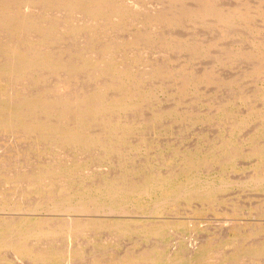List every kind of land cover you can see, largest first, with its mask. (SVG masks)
I'll return each mask as SVG.
<instances>
[{"label": "rangeland", "instance_id": "374dc122", "mask_svg": "<svg viewBox=\"0 0 264 264\" xmlns=\"http://www.w3.org/2000/svg\"><path fill=\"white\" fill-rule=\"evenodd\" d=\"M12 1L0 0V264H264V0ZM45 57L52 69L22 65Z\"/></svg>", "mask_w": 264, "mask_h": 264}, {"label": "bare ground", "instance_id": "6f19581e", "mask_svg": "<svg viewBox=\"0 0 264 264\" xmlns=\"http://www.w3.org/2000/svg\"><path fill=\"white\" fill-rule=\"evenodd\" d=\"M13 1H14V0H13ZM13 1H12V4H13ZM17 1H18V0H17ZM29 1H34V0H29ZM35 1H38V0H35ZM49 1H51V0H49ZM61 1H62V0H61ZM68 1H69V0H68ZM75 1H76V0H73V1L68 2V4H71L69 7H71V6H72V7L76 6L78 3L75 4V3H76ZM95 1H96V0H95ZM97 1H98V0H97ZM106 1H107V0H106ZM111 1H112V0H111ZM116 1H117V0H116ZM119 1H120V0H119ZM216 1H217V0H216ZM22 2H23V1H22ZM24 2H26V0H25ZM38 2H39V1H38ZM42 2H43V1H42ZM44 2H45V0H44ZM44 2H43V3H44ZM83 2H84V1H83ZM107 2H108V1H107ZM107 2H106V3H107ZM120 2L124 4V2H123L122 0H121ZM120 2H119V3H120ZM9 3H10V2H9ZM43 3H42V4H43ZM58 3L60 4L61 2H58ZM66 3H67V2H66ZM89 3H90V2H89ZM102 3H103V1H102ZM102 3H101V4H102ZM113 3H114V2H113ZM116 3H117V2H116ZM119 3H118V4H119ZM10 4H11V3H10ZM17 4H18V3H17ZM34 4H36V3H34ZM37 4H38V3H37ZM44 4H45V3H44ZM49 4H50V3H49ZM49 4H48V5H49ZM92 4H93V3H92ZM118 4H117V5L115 4V5L118 6ZM217 4H218V3H217ZM6 5H7V2H6ZM21 5H22V4H21ZM64 5H65V4H64ZM64 5H62V6H64ZM213 5H214V4H213ZM213 5L211 6V4H204V7L201 8V12H204V14H205L207 10H210V6L213 8ZM9 6H10V5H9ZM13 6H15V8H19V7H16V5H12V7H13ZM19 6H20V5H19ZM23 6H24V8L21 7V9L23 8L25 12H26V11L29 12L28 10H30V8L28 9V6L35 7L36 5L34 6V5L31 4V3H27V4H23ZM39 6L41 7L40 4L38 5V7H39ZM44 6H46V5H44ZM80 6H83V5L79 4V7H80ZM85 6H86V5H85ZM89 6H90V4H89ZM120 6H121V5H120ZM214 6H215V5H214ZM10 7H11V6H10ZM38 7H36V8H38ZM60 7H61V6H60ZM65 7H66V6H65ZM83 7H84V6H83ZM101 7H102V6L97 5V4L94 5V6H91V7H88V6H87V8H88L91 12H97V11H99V9H100ZM124 7H126V6H124ZM215 7H216V6H215ZM217 7H218V6H217ZM3 8H4V7H3ZM47 8H48V7H47ZM47 8H46V9H47ZM103 8H104V7H103ZM108 8H109V7H108ZM118 8H119V7H118ZM126 8H127V7H126ZM126 8H125V9H126ZM140 8H141V7H140ZM140 8H139V9H140ZM0 9H1V8H0ZM7 9H8V8H7ZM31 9H33V8H31ZM43 9H44V8H43ZM50 9H51V8H50ZM54 9H55V8H54ZM54 9H53V10H54ZM67 9H68V8H66V11H67ZM80 9H81V8H80ZM106 9H107V8H106ZM115 9H116V8H115ZM123 9H124V8H123ZM128 9H129V8H128ZM128 9H127V10H124V11H128ZM172 9H173V8H172ZM172 9H171V11H172ZM184 9H185V8H184ZM219 9H220V8H219ZM2 10H3V9H2ZM14 10H15V9H14ZM41 10H42V8H41ZM53 10H52V12H53ZM61 10L64 11L63 9H61ZM72 10H73V9H72ZM75 10H76V9H75ZM103 10H104V9H102V11H103ZM112 10H114V9H112ZM129 10H130V9H129ZM134 10H135V9H134ZM189 10L192 11L191 8H189ZM213 10H214V9H213ZM16 11H17V10H16ZM18 11H19V10H18ZM42 11H43V10H42ZM46 11H48V10H46ZM49 11H50V10H49ZM59 11H60V10H59ZM79 11H80V10H79ZM137 11H138V10H137ZM168 11H169V10H168ZM184 11H187V10H184ZM184 11H183V12H184ZM199 11H200V10H198L197 13H198ZM220 11H222V10H220ZM2 12H5V10L2 11ZM10 12H11V11H10ZM14 12H15V11H14ZM21 12H23V11H21ZM30 12H31V11H30ZM54 12H57V11H54ZM54 12H53V13H54ZM84 12H85V11H84ZM91 12H90V13H91ZM121 12H122V10H121ZM172 12L175 13V12H177V10L175 9V11L173 10ZM187 12H188V11H187ZM189 12H190V11H189ZM189 12H188V13H189ZM192 12L194 13L195 10L192 11ZM201 12H200V13H201ZM232 12H233V11H232ZM236 12H237V11H236ZM236 12H234L235 15H236ZM240 12H242V11H240ZM244 12H245V10H244ZM248 12H249V11H248ZM31 13H32V12H31ZM31 13H30V14H31ZM49 13H51V12H49ZM60 13H61V12H60ZM68 13H69V12H68ZM70 13H71V11H70ZM75 13H76V12H75ZM78 13H80V12H78ZM81 13H82V12H81ZM105 13H106V11H105ZM122 13H123V12H122ZM131 13H133V12H131ZM134 13H135V12H134ZM157 13H158V12H157ZM159 13H160V12H159ZM162 13H163V12H162ZM169 13H171V12L169 11ZM185 13H186V12H184V14H185ZM207 13H208V12H207ZM225 13H227V12H225ZM225 13H223V14H225ZM0 14H1V13H0ZM34 14H36V13H34ZM38 14H39V13H38ZM45 14H46V13L44 12V17H46ZM63 14H65V13H63ZM66 14H67V13H66ZM115 14H116V13H115ZM115 14H114V15H111V17L114 16L113 18H117V16H115ZM163 14L166 15V13H163ZM172 14H173V13H172ZM217 14H219V13H216V15H214V16H217ZM220 14H221V13H220ZM13 15H14V14H13ZM20 15H21V14H20ZM46 15H47V14H46ZM123 15H124V14H123ZM123 15H121V18H122ZM153 15H154V13H153ZM157 15L160 16L159 14H157ZM165 15H164V17L167 16V15H166V16H165ZM177 15H178V13H177ZM177 15H176V16H177ZM182 15H183V13H182ZM192 15H193V14H192ZM231 15L233 16V14H231ZM9 16H10V15H9ZM18 16H19V15H18ZM31 16H33V15H31ZM35 16H36V15H35ZM35 16H34V17H35ZM47 16H48V15H47ZM55 16H56V15H55ZM60 16H61V15H60ZM67 16H69V15H67ZM71 16H72V13L70 14V17H71ZM82 16H83V15H82ZM118 16L120 17V15H118ZM124 16H125V15H124ZM126 16H127V15H126ZM129 16H130V15H129ZM148 16H149V15H148ZM154 16H155V15H154ZM161 16H162V15H161ZM173 16H175V15L173 14ZM178 16H179V15H178ZM186 16H187V15H186ZM186 16H182L181 18L183 19V17L185 18ZM190 16H191V14H190ZM202 16H203V15H202ZM204 16H205V15H204ZM228 16H229V15H228ZM228 16H227V17H228ZM232 16H231V18H232ZM244 16H245V15H244ZM244 16H243V17H244ZM249 16H251V15H249ZM12 17H13V16H12ZM36 17H38V16H36ZM40 17H41V15H40ZM72 17H74V16H72ZM77 17H78V16H77ZM85 17H86V16H85ZM96 17H97V15H96ZM102 17H104V16H102ZM102 17H101V18H102ZM108 17H109V16H108ZM119 17H118V18H119ZM140 17H141V16H140ZM192 17H193V16H192ZM195 17H196V15H195ZM218 17H220V16L218 15ZM229 17H230V16H229ZM229 17H228L227 20H230ZM236 17L239 18L240 16H236ZM243 17H242V18L240 17V18L243 19ZM246 17H247V16H246ZM13 18H14V17H13ZM23 18L27 19V17H26L25 15H23ZM48 18H49V17H48ZM52 18H54V16H53ZM59 18H60V17H59ZM65 18H66V17H65ZM74 18H76V17H74ZM88 18H89V17H88ZM94 18H95V17H94ZM106 18H107V17H106ZM123 18H124V17H123ZM130 18H131V17H130ZM161 18H162V17H161ZM167 18H169V17L167 16ZM167 18H165V19H166L165 21H169V23H170V18H169V20H168ZM193 18H194V17H193ZM197 18H198V17H197ZM220 18H222V15H221ZM223 18H224V17H223ZM234 18H235V17H234ZM0 19L3 21V18L0 17ZM5 19H6V18H5ZM86 19H87V18H86ZM92 19H93V17H92ZM92 19H90V20H92ZM125 19H126V18H125ZM149 19H150V17H149ZM162 19H164V18H162ZM172 19H173V18H172ZM175 19H176V18H175ZM188 19H190V18H188ZM7 20H8V18H7ZM23 20H24V19H22V21H23ZM34 20H35V19H34ZM41 20H42V18H41ZM41 20H40V22H41ZM47 20H48V19H47ZM47 20H46V21H47ZM56 20H57V17H56L55 21H56ZM64 20H65V19H64ZM97 20H99V19H97ZM102 20H104V19H102ZM116 20H117V19H116ZM221 20H222V19H221ZM224 20H225V18H224ZM224 20H223V22L226 21V20H225V21H224ZM243 20H245V19H243ZM16 21H17V20H16ZM28 21H29V20H28ZM31 21H32V20H31ZM86 21H88V20H86ZM94 21H96V19H94ZM104 21H105V20H104ZM121 21H123V20L121 19ZM150 21H152V18H151ZM154 21H155V20H154ZM156 21H157V20H156ZM163 21H164V20H163ZM172 21H173V20H172ZM174 21H175V20H174ZM179 21L181 22V20H179ZM183 21H184V20H183ZM195 21H196V20H195ZM232 21H233V20H232ZM19 22H20V21H19ZM37 22H38V21H37ZM62 22H63V21H62ZM89 22H90V21H89ZM92 22H93V20H92ZM96 22H97V21H96ZM117 22H118V20H117ZM144 22H145V21H144ZM152 22H153V21H152ZM158 22H162V20L160 21V18H159V21H158ZM176 22H177V20H176ZM226 22H228V21H226ZM229 22H230V21H229ZM17 23H18V22H17ZM17 23H13V24H17ZM86 23L88 24V22H86ZM125 23H126V22H125ZM127 23H128V22H127ZM173 23H174V22H173ZM178 23H179V22H178ZM246 23H247V22H246ZM13 24H12V25H13ZM21 24H22V22H21ZM21 24H18V25H21ZM45 24H46V22H45ZM47 24H48V23H47ZM57 24H58V23H57ZM69 24H70V23H69ZM102 24H103V23H102ZM114 24H115V23H114ZM120 24H121V23H120ZM120 24H119V25H120ZM174 24H175V23H174ZM176 24H177V23H176ZM228 24H230V23H228ZM26 25H27V24H26ZM30 25H31V24H30ZM36 25H38V23H37ZM61 25H62V24H61ZM93 25H94V23H93ZM96 25H97V24H96ZM107 25H109V24H106V26H107ZM13 26H14V25H13ZM16 26H17V25H16ZM42 26H44V25H42ZM45 26H46V25H45ZM57 26H58V25H57ZM64 26H65V25H64ZM80 26H81V25H80ZM99 26H100V24H99ZM104 26H105V25H104ZM113 26H114V25H113ZM120 26H121V25H120ZM247 26H248V25H247ZM20 27H21V26H20ZM58 27H59V26H58ZM72 27H73V26H72ZM90 27H91V26H90ZM97 27H98V26H97ZM97 27H96V29H97ZM110 27H111V26H109V28H110ZM152 27H153V26H152ZM171 27H172V26H171ZM248 27H249V26H248ZM1 28L3 29V27H1ZM27 28H28V26H27ZM35 28H36V27H35ZM51 28H52V27H51ZM86 28H87V27H86ZM112 28L115 29V27H112ZM117 28H118V26H117ZM17 29H18V28H17ZM49 29H50V28H49ZM75 29H76V28H75ZM98 29H99V28H98ZM100 29H101V28H100ZM107 29H108V28H107ZM119 29H120V28H119ZM27 30H28V29H27ZM53 30H54V29H53ZM78 30H79V29H78ZM89 31H90V30H89ZM112 31H113V30H112ZM115 31H116V30H115ZM13 32H14V31H13ZM19 32H20V31H19ZM54 32H55V31H54ZM80 32H81V31H80ZM83 32H84V31H83ZM90 32H92V31H90ZM94 32H95V31H94ZM30 33H31V32H30ZM32 33H34V32H32ZM47 33H48V32H47ZM56 33H57V32H56ZM56 33H55V34H56ZM60 33H61V31H60ZM74 33H75V32H74ZM81 33H82V32H81ZM111 33H112V32H111ZM114 33H115V32H114ZM34 34H35V33H34ZM52 34H53V33H52ZM85 34H86V31H85ZM92 34H93V33H92ZM96 34H97V33H96ZM12 35H13V34H12ZM21 35H22V34H21ZM29 35H30V34H29ZM35 35H36V34H35ZM71 35H72V34H71ZM124 35H126V34H124ZM148 35H150V33H149ZM37 36H39L38 33H37ZM53 36H54V35H53ZM91 36H92V35H91ZM110 36H111V35H110ZM112 36H114V38L116 37L115 34L112 35ZM112 36H111V37H112ZM131 36H132V35H131ZM29 37H30V36H29ZM31 37H33V36H31ZM59 37H60V36H59ZM61 37H63V35H62ZM129 37H130V36H129ZM139 37L141 38V36H139ZM172 37H173V36H172ZM175 37H176V36H175ZM21 38H22V37H21ZM46 38H47V37H46ZM66 38H67V37H66ZM117 38H118V37H117ZM125 38H126V37H125ZM49 39H53V38H49ZM61 39H62V38H61ZM93 39H94V38H93ZM106 39L109 40V38H106ZM118 39H119V38H118ZM120 39H121V38H120ZM120 39H119V40H120ZM128 39L130 40V38H128ZM141 39H142V38H141ZM145 39H146V38H145ZM163 39H164V38H163ZM37 40H38V39H37ZM42 40H43V39H42ZM47 40H48V38H47ZM95 40H96V39H95ZM122 40H123V38H122ZM161 40H162V39H161ZM164 40H166V39H164ZM169 40H171V38H170ZM169 40H168V41H169ZM177 40H178V39H177ZM177 40H175V39L173 40V39H172V41H177ZM0 41H1V40H0ZM39 41H41V40H39ZM99 41H100V40H99ZM101 41H102V40H101ZM168 41H167V42H168ZM21 42H23V41H21ZM44 42H47V41H44ZM48 42H49V41H48ZM88 42L90 43V41H88ZM114 42H115V40H114ZM122 42H123V41H122ZM163 42H164V41H163ZM163 42H160L161 46H162V43H163ZM167 42H166V43H167ZM180 42H181V41H180ZM180 42L178 41V43H180ZM10 43H11V42H10ZM24 43H25V42H23V44H24ZM38 43H39V42H38ZM54 43H55V42H54ZM83 43H84V42H83ZM86 43H87V42H86ZM94 43H95V42H94ZM115 43H116V42H115ZM130 43H131V42H130ZM169 43H170V42H168V44H169ZM178 43H177V45H178ZM15 44H16V43H15ZM15 44H14V45H15ZM131 44H132V43H131ZM158 44H159V42H158ZM163 44H164V43H163ZM172 44H173V43H171V46H172ZM26 45H28V44H26ZM33 45H35V44H33ZM36 45H37V44H36ZM38 45H39V44H38ZM41 45H42V44H41ZM95 45L98 47L97 44H95ZM100 45H101V44H100ZM103 45H104V44H103ZM111 45H112V44H111ZM164 45H166V44H164ZM164 45H163V46H164ZM4 46H5V45H4ZM42 46H43V45H42ZM42 46H39V47L42 48ZM45 46H47V44L44 45L43 47H45ZM124 46H125V44H124ZM126 46H127V44H126ZM128 46H129V45H128ZM128 46H127V47H128ZM166 46H167V45H166ZM173 46H175V44H174ZM173 46H172V47H173ZM183 46H184V45H183ZM15 47H16V46H15ZM33 47H34V46H33ZM37 47H38V46H37ZM37 47H36V48H37ZM47 47H48V46H47ZM52 47H53V46H52ZM81 47H82V46H81ZM102 47H103V46H102ZM121 47H123V46H121ZM155 47H156V46H155ZM175 47H176V46H175ZM177 47H178V46H177ZM21 48H22V47H21ZM24 48H25V47H24ZM28 48H29V47H28ZM31 48H32V47H31ZM31 48H30V49H31ZM48 48H49V47H48ZM50 48H51V46H50ZM93 48H94V47H93ZM123 48H124V47H123ZM129 48H130V47H129ZM37 49H39V48H37ZM87 49H88V48H87ZM87 49H86V51H87ZM121 49H122V48H120V51H121ZM262 49H263V48H262ZM34 50H35V49H34ZM75 50H76V49H75ZM122 50H123V49H122ZM99 51H100V50H99ZM115 51H116V50H115ZM115 51L113 50V52H115ZM242 51H243V50H242ZM258 51H259V50H258ZM263 51H264V49H263ZM10 52L14 54V53L16 52V49H11ZM23 52L25 53L26 51L23 50ZM42 52H43V51H42ZM113 52H111V53H113ZM116 52L118 53L119 51H116ZM245 52H246V51H245ZM259 52H260V51H259ZM53 53H54V50H53ZM87 53H88V55H89V54H91V53H93V52H91V53L87 52ZM98 53H99V52H98ZM102 53H103V52H102ZM239 53H240V52H239ZM241 53H242V52H241ZM243 53H244V52H243ZM250 53H251V52H250ZM250 53L248 52L247 54H250ZM255 53H257V51H256ZM26 54H28V53H26ZM83 54H84V53H83ZM94 54H95V53H94ZM100 54H101V53H100ZM103 54H104V53H103ZM144 54H145V53H144ZM49 55H50V54H49ZM55 55H56V54H55ZM64 55H65V54H64ZM86 55H87V54H86ZM98 55H99V54H98ZM243 55H244V54H243ZM254 55H255V54H254ZM257 55H258V53H257ZM28 56H29V55H28ZM35 56H36V55H35ZM40 56H42V55H40ZM81 56H82V55H81ZM95 56H96V55H95ZM105 56H106V55H105ZM107 56H109V55L107 54ZM111 56H112V55H111ZM249 56H250V55H249ZM258 56H259V55H258ZM26 57H27V56H26ZM42 57H43V56H42ZM55 57H56V56H55ZM100 57H101V56H100ZM244 57H246V54L244 55ZM261 57H262V56H260V58H261ZM75 58H77V57H75ZM95 58H96V57H95ZM98 58H99V57H98ZM106 58H107V57H106ZM133 58H134V57H133ZM133 58H132V59H133ZM250 58H251V56H250ZM252 58L255 59V57H252ZM260 58H257V59L260 60ZM49 59H50V58H46V57H45L44 59L33 60V61H28V62H22V65L27 66V65H29V64H30V65L38 64V66H39V64L44 63L43 65H50V66H51L52 62L49 61ZM65 59H66V58H65ZM112 59H113V57H112ZM116 59H117V58H116ZM263 59H264V58H263ZM57 60H58V59H57ZM129 60H130V59H129ZM133 60H134V59H133ZM35 61H36V62H35ZM95 61H96V59H95ZM140 61H141V60H140ZM252 61H254V60H252ZM255 61H256V60H255ZM261 61H262V60H261ZM80 62H81V61H80ZM125 62H127V61H125ZM130 62H131V61H130ZM161 62H162V61H161ZM256 62H257V61H256ZM258 62H259V61H258ZM263 62H264V61H263ZM78 63H79V62H78ZM115 63H116V61H115ZM260 63H262V62H260ZM116 64H118V63H116ZM119 64H120V63H119ZM119 64H118V65H119ZM122 64H123V63H122ZM122 64H121V66H122ZM263 64H264V63H263ZM263 64H262V66H263ZM110 65H111V64H110ZM113 65H114V64H113ZM124 65H125V64H124ZM124 65H123V66H124ZM143 65H144V64H143ZM8 66H9V65H7L6 67L1 68L0 70H6V68H8ZM57 66H58V65H57ZM59 66H60V65H59ZM94 66H95V65H94ZM105 66H106V65H105ZM146 66H147V65H146ZM260 66H261V64L259 65V67H260ZM28 67H29V66H28ZM43 67H44V66H43ZM61 67H62V66H61ZM91 67H92V66H91ZM116 67H117V66H116ZM130 67H131V66H130ZM141 67H142V66H141ZM259 67H258V68H259ZM33 68H34V67H33ZM33 68H32V69H33ZM49 68H50V67H49ZM85 68H86V67H85ZM113 68H114V67H113ZM117 68H118V67H117ZM133 68H134V67H133ZM144 68H145V66H144ZM252 68H254V67H252ZM255 68H256V66H255ZM37 69H38V67H37ZM43 69H44V68H43ZM51 69H52V66H51ZM55 69H56V68H55ZM65 69H66V68H64V73H65ZM68 69H69V68H68ZM138 69H139V68H138ZM153 69H154V68H153ZM21 70H23V69H21ZM46 70H47V69H46ZM46 70L44 69V71H46ZM59 70L61 71V69H59ZM59 70H58V71H59ZM62 70H63V69H62ZM158 70H159V69H158ZM258 70H259V69H258ZM52 71L55 72V70H52ZM73 71H74V70H73ZM80 71H81V70H80ZM117 71H118V70H117ZM125 71H126V70H125ZM25 72H26V71H25ZM27 72H28V71H27ZM42 72H43V71H42ZM61 72H63V71H61ZM84 72H85V71H84ZM127 72H128V71H127ZM136 72H137V71H136ZM136 72H135V73H136ZM50 73H51V72H50ZM56 73H57V71H56ZM58 73H59V72H58ZM73 73H74V72H73ZM73 73L70 72V74H73ZM76 73L78 74L79 72H76ZM89 73H90V72H89ZM110 73H111V72H110ZM135 73H134V74H135ZM28 74H29V73H28ZM31 74H32V73H31ZM66 74H67V73H66ZM66 74H65V76H66ZM79 74H80V73H79ZM129 74H130V73H129ZM206 74H208V73H206ZM44 75H45V74H44ZM57 75H58V74H57ZM80 75H82V74H80ZM119 75H120V74H119ZM126 75H127V74H126ZM130 75H131V74H130ZM137 75H138V73H137ZM137 75H136V76H137ZM140 75H141V74H140ZM201 75H202V74H201ZM24 76H25V75H24ZM40 76H41V74H40ZM59 76H60V75H59ZM67 76H68V75H67ZM84 76H86V75L84 74ZM90 76H91V75H90ZM117 76H118V75H117ZM142 76H143V75H142ZM212 76H213V75H212ZM46 77H47V76H46ZM77 77H78V75H77ZM77 77H75V78L77 79ZM92 77H93V75H92ZM128 77H129V76H128ZM128 77H127V78H128ZM139 77H140V76H139ZM42 78H43V77H42ZM101 78H102V77H101ZM101 78H100V79H101ZM135 78H136V77H135ZM199 78H200V77H199ZM201 78H203V76H201ZM201 78H200V80H202ZM207 78H209V79L211 80L210 77H207ZM102 79H103V78H102ZM122 79H123V78H122ZM209 79H208V80H209ZM41 80H42V79H41ZM91 80H92V79H91ZM111 80H112V79H111ZM125 80H126V79H125ZM72 81H73V80H72ZM78 81H79V80H78ZM81 81H82V80H81ZM85 81H86V79H85ZM85 81L82 83V84H83V87L85 86L84 83H86V85H87V84H90V83H93V82H91V81H88V83L85 82ZM181 81H182V80H181ZM203 81H204V80H203ZM205 81H206V80H205ZM11 82H12V81H11ZM57 82H58V81H57ZM57 82H56V83H57ZM89 82H90V83H89ZM94 82H95V81H94ZM97 82H100V81H97ZM104 82H105V81H104ZM104 82H102V83H104ZM46 83H47V82H46ZM133 83H135V82H133ZM146 83H147V82H146ZM61 84H62V83H61ZM44 85H45V84H44ZM58 85H59V84H58ZM127 85H128V84H127ZM52 86H53V85H52ZM59 86H60V85H59ZM128 86H129V85H128ZM49 87H50V86H49ZM55 87H56V86H55ZM78 87H79V85H78ZM138 87H139V86H138ZM51 88H52V87H51ZM95 88H96V87H95ZM100 88H101V87H100ZM102 88H103V87H102ZM142 88H143V86H142ZM53 89H54V88H53ZM55 89H56V88H55ZM84 89H85V88H84ZM86 89H88V88H86ZM123 89H124V88H123ZM50 90H51V89H50ZM77 90H78V89H77ZM77 90H76V92H77ZM126 90H127V89H126ZM138 90H140V89H138ZM4 91H5V90H4ZM22 91H23V90H22ZM52 91H53V90H52ZM110 91H111V90H110ZM115 91H116V90H115ZM9 92H11V91H9ZM78 92H79V90H78ZM107 92H109V91H107ZM111 92H114V91H111ZM116 92H117V91H116ZM24 93H25V92H24ZM42 93H43V91H42ZM55 93H56V92H55ZM87 93H88V92H87ZM25 94H26V93H25ZM77 94H78V93H77ZM83 94H84V93H83ZM112 94H113V93H112ZM115 94H116V93H115ZM131 94H132V93H131ZM133 94H134V93H133ZM133 94H132V95H133ZM136 94H137V93H136ZM28 95H29V94H28ZM42 95H43V94H42ZM52 95H53V94H52ZM67 95H68V94H67ZM81 95H82V94H81ZM81 95H78V97L81 96ZM127 95H128V94H127ZM3 96H5V95H3ZM30 96H31V95H30ZM43 96H44V95H43ZM104 96H105V95H104ZM104 96H103V97H104ZM17 97H18V96H17ZM38 97H39V96H37V98H38ZM53 97H55V95H54ZM60 97H62V96L60 95ZM64 97H65V96H64ZM74 97H75V96H74ZM74 97H73V98H74ZM106 97H107V96H106ZM150 97H152V96H150ZM56 98H57V97H56ZM65 98H66V97H65ZM247 98H248V97H247ZM59 99H61V98H59ZM107 99H108V98H107ZM53 100H54V99H53ZM53 100H52V101H53ZM67 100H69V99H67ZM67 100H66V101H67ZM126 100H127V99H126ZM64 101H65V100H64ZM74 101H75V100H74ZM94 101H95V100H94ZM96 101H97V100H96ZM99 101H100V100H99ZM55 102H56V99H55ZM127 102H128V101H127ZM68 103H69V102H68ZM81 103H82V102H81ZM69 104H70V103H69ZM72 104H75V103L72 102ZM130 104H131V103H130ZM57 105H58V103H57ZM81 105H82V104H81ZM84 105H85V104H84ZM93 105H94V104H93ZM126 105H127V104H126ZM138 105H140V104H138ZM138 105H137V106H138ZM141 105H142V104H141ZM63 106H64V104H63ZM66 106H67V104H66ZM68 106H69V105H68ZM74 106H75V105H74ZM129 106H130V105H129ZM131 106H132V104H131ZM133 106H134V104H133ZM137 106H136V107H137ZM165 106H166V105H165ZM53 107H54V106H53ZM72 107H73V105H72ZM116 107H117V106H116ZM136 107H135V108H136ZM56 108H57V107H56ZM130 108H131V107H129V109H130ZM52 109H53V108H52ZM129 109H128V110H129ZM131 109H132V108H131ZM133 109H134V108H133ZM250 109H251V108H250ZM260 109H262V108H260ZM21 110H22V109H21ZM40 110H41V109H40ZM115 110H117V109H114L113 111H115ZM252 110H253V108H252ZM66 111H67V110H66ZM113 111H112V112H113ZM256 111H257V110H256ZM256 111H255L254 113H257ZM64 112H65V111H64ZM94 112H95V111H94ZM128 112H129V111H128ZM128 112H127V113H128ZM259 112H260V111H259ZM56 113H57V111H56ZM109 113H110V112H109ZM121 113H123V112H121ZM127 113H126V114H127ZM12 114H13V113H12ZM106 114H107V112H106ZM251 114H252V113H251ZM116 115H118V114H116ZM135 115H136V114H135ZM260 115H261V114H260ZM263 115H264V114H263ZM37 116H38V115H37ZM40 116H41V115H40ZM122 116H124V115H122ZM89 117H90V116H88V118H89ZM98 117H100V116H98ZM104 117H105V116H104ZM10 118H11V117H10ZM53 118H54V117H53ZM105 118H106V117H105ZM259 118H260V116H259ZM259 118H258V119H259ZM51 119H52V118H51ZM71 119H72V118H71ZM111 119H113V118H111ZM114 119H115V118H114ZM130 119H131V118H130ZM248 119H249V118H248ZM60 120H61V119H60ZM63 120H64V119H63ZM121 120H122V119H121ZM52 121H53V120H52ZM98 121H99V120H98ZM259 121H260V120H259ZM48 122H49V121H48ZM54 122H55V121H54ZM96 122H97V121H96ZM101 122H102V121H101ZM106 122H107V121H106ZM232 122H233V121H232ZM41 123H42V122H41ZM69 123H71V122H69ZM74 123H75V122H74ZM118 123H119V122H118ZM118 123H117V124H118ZM127 123H128V122H127ZM90 124H92V123H90ZM107 124H108V122H107ZM125 124H126V123H125ZM26 126H27V125H26ZM60 126H61V125H60ZM106 126H107V125H106ZM110 126H111V125H110ZM250 126H251V125H250ZM119 127H120V126H119ZM29 129H30V128H29ZM122 130H123V129H122ZM116 131H117V130H116ZM26 132H27V131H26ZM65 134H66V133H65ZM73 134H74V133H73ZM263 134H264V133H263ZM101 137H102V136H101ZM122 137H123V136H122ZM106 138H107V137H106ZM112 139H113V138H112ZM235 139H236V138H235ZM75 140H76V139H75ZM58 141H59V140H57V142H58ZM235 141H236V140H235ZM41 142H42V141H41ZM78 142H79V141H78ZM91 142H92V141H91ZM263 142H264V141H263ZM261 143H262V142H261ZM86 144H87V143H86ZM97 145H98V144H97ZM260 145H261V144H260ZM263 145H264V144H263ZM263 145H262V146H263ZM44 146H45V145H44ZM105 147H106V146H105ZM224 148H225V147H224ZM253 148H256V147H253ZM257 148H258V147H257ZM259 149H260V148H259ZM237 151H238V150H237ZM233 152H234V151H233ZM239 153H240V152H239ZM133 154H134V153H133ZM231 158H232V156H231ZM51 159H52V158H51ZM78 160H79V159H78ZM114 161H115V160H114ZM103 171H104V170H103ZM261 172H262V171H261ZM261 172H260V173H261ZM263 173H264V172H263ZM61 175H62V174H61ZM95 175H96V174H95ZM107 175H108V174H107ZM107 175H106V176H107ZM172 175H173V173H172ZM246 175H247V174H246ZM240 177H242V176L240 175ZM256 177H257V176H256ZM261 177H262V176H261ZM6 178H7V177H6ZM45 178H46V177H45ZM155 179H156V178H155ZM181 179H182V178H181ZM93 180H95V179H93ZM176 180H177V179H176ZM198 180H199V179H198ZM100 181H101V180H100ZM257 181H258V180H257ZM101 182H102V181H101ZM138 182H139V181H138ZM257 183H258V182H257ZM142 184H143V183H142ZM159 184H160V183H159ZM159 184H158V185H159ZM161 184H162V183H161ZM221 184H222V183H221ZM224 184H225V183H224ZM90 185H91V184H90ZM99 185H100V184H99ZM103 185H104V184H103ZM133 185H134V184H133ZM162 185H163V184H162ZM180 185H181V184H180ZM259 185H260V184H259ZM134 186H135V185H134ZM155 186H156V185H155ZM159 186H160V185H159ZM164 186H165V185H164ZM209 186L212 187V185H209ZM254 186H256V185L254 184ZM49 187H50V186H49ZM73 187H74V186H73ZM121 188H123V187H121ZM124 188H125V187H124ZM182 188H184V186H183ZM107 189H108V188H107ZM131 189H132V188H131ZM191 189H192V188H191ZM60 190H61V189H60ZM90 190H91V189H90ZM90 190H89V191H90ZM96 190H97V189H96ZM182 190H183V189H182ZM189 190H190V189H189ZM75 191H76V190H75ZM137 191H138V190H137ZM137 191H135V192H136V193H139V192H137ZM139 191H140V190H139ZM143 191H144V190H143ZM62 192H63V190H62ZM104 192H105V191H104ZM130 192L133 193L134 191L132 192V191L130 190ZM140 192H141V191H140ZM146 192H147V191H146ZM179 192H180V191H179ZM179 192H178V193H179ZM185 192H187V191H185ZM63 193H66V191L63 192ZM97 193H98V192H97ZM110 193H111V192H110ZM98 194H99V193H98ZM119 194H120V193H119ZM147 194H148V193H147ZM183 194H184V193H183ZM58 195H60V194H58ZM112 195H113V193H112ZM193 195H194V194H193ZM205 195H206V193H205ZM56 196H57V195H56ZM103 196H104V195H103ZM108 196H110V195H108ZM113 196H114V195H113ZM181 196H182V195H181ZM176 198H177V197H176ZM52 199H53V198H52ZM165 200H166V199H165ZM165 200H164V201H165ZM167 200H168V199H167ZM159 202H161V200H160ZM159 202H158V203H159ZM171 202H172V201H171ZM80 205H81V204H80ZM66 208H67V207H66ZM70 208H71V207H70ZM75 208H76V207H75ZM85 208H86V207H85ZM111 209H112V208H111ZM107 210H108V209H107ZM117 210H120V209H117ZM25 220H26V219H25ZM57 221H58V220H57ZM100 221H101V220H100ZM107 221H111V220H107ZM11 222H12V221H11ZM13 222H14V220H13ZM117 222H118V221H117ZM55 223H56V222H55ZM83 223H84V222H83ZM95 223H96V222H95ZM121 223H122V222H121ZM121 223H120V224H121ZM40 224H41V223H40ZM40 224H39V225H40ZM187 224H188V223H187ZM37 225H38V224H37ZM54 225H56V224H54ZM66 225H67V224H66ZM69 225H70V224H69ZM82 225H83V224H82ZM84 225H85V224H84ZM87 225H88V223H87ZM109 225H110V224H109ZM109 225H107V226H108V227H111V225H110V226H109ZM4 226H5V225H4ZM41 226H42V224H41ZM78 226H79V225H78ZM80 226H81V225H80ZM100 226H101V225H100ZM112 226H113V225H112ZM115 226H117V225H115ZM11 227H13V226H11ZM42 227H44V226H42ZM45 227H46V226H45ZM62 227H63V226H62ZM73 227H74V226H73ZM137 227H138V226H137ZM34 228H35V227H34ZM68 228H70V227H68ZM76 228H77V227H76ZM86 228H87V227H86ZM106 228H107V227H106ZM115 228L117 229V227H115ZM32 229H33V228H32ZM63 229L65 230V227H63ZM82 229H83V228H82ZM87 229H88V228H87ZM109 229H110V228H108V230H109ZM131 229H132V228H131ZM136 229H137V228H136ZM140 229H141V228H140ZM16 230H17V229H16ZM35 230H37V229H35ZM46 230H47V229H46ZM46 230H45V231H46ZM75 230H78V229H75ZM88 230H89V229H88ZM122 230H124V229H122ZM51 231H52V230H51ZM86 231H87V230H86ZM91 231H92V230H91ZM113 231H114V230H113ZM117 231H118V230H117ZM146 231H147V230H146ZM37 232H38V231H37ZM47 232L49 233L50 231H47ZM60 232H61V231H60ZM52 233L55 234L56 232L52 231ZM8 234H9V233H8ZM23 234H24V233H23ZM26 234H27V233H26ZM153 235H154V234H153ZM44 236H45V235H44ZM4 237H5V236H4ZM11 237H12V236H11ZM29 237H30V236H29ZM11 240H12V239H11ZM14 240L16 241V239H14ZM12 242H13V241H12ZM16 243H17V242H16ZM230 245H231V244H230ZM2 247H3V246H2ZM18 248H20V246H18ZM36 250H37V249H36ZM20 252H21V251H20ZM25 252H26V251H25ZM39 252H40V251H39ZM27 254H28V253H27ZM29 254H30V253H29ZM58 254H59V253H58ZM40 256H41V255H40ZM121 257H122V256H121ZM123 257H124V256H123ZM57 258H58V257H57ZM38 259H39V258H38ZM180 259H181V258H180ZM135 260H136V259H135ZM177 260H178V259H177ZM131 261H132V259H131ZM174 261H175V260H174ZM127 263H128V262H127ZM133 263H134V262H133ZM120 264H121V263H120Z\"/></svg>", "mask_w": 264, "mask_h": 264}]
</instances>
